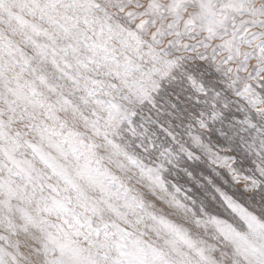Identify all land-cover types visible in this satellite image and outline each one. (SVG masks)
Instances as JSON below:
<instances>
[{"label":"snow or ice","instance_id":"1","mask_svg":"<svg viewBox=\"0 0 264 264\" xmlns=\"http://www.w3.org/2000/svg\"><path fill=\"white\" fill-rule=\"evenodd\" d=\"M0 264H264V0H0Z\"/></svg>","mask_w":264,"mask_h":264}]
</instances>
